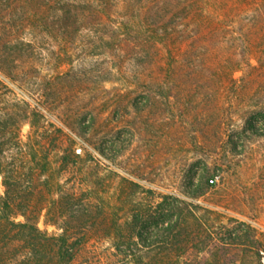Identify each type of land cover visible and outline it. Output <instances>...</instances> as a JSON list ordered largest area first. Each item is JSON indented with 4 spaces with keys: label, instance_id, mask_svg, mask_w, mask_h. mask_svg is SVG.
Segmentation results:
<instances>
[{
    "label": "rangeland",
    "instance_id": "1",
    "mask_svg": "<svg viewBox=\"0 0 264 264\" xmlns=\"http://www.w3.org/2000/svg\"><path fill=\"white\" fill-rule=\"evenodd\" d=\"M35 108L71 264H264V0H0V116Z\"/></svg>",
    "mask_w": 264,
    "mask_h": 264
},
{
    "label": "trees",
    "instance_id": "2",
    "mask_svg": "<svg viewBox=\"0 0 264 264\" xmlns=\"http://www.w3.org/2000/svg\"><path fill=\"white\" fill-rule=\"evenodd\" d=\"M41 114V110L37 108L26 113V120L32 126V131L28 133L27 140L23 139L19 119H16L14 124H8V119L0 116V175L3 177V185L6 189L5 195H0V264L8 262L10 250L15 240H22L30 246L32 254L37 257L42 256L41 253H47L42 252V248H46L50 252L45 257L43 256L37 264H71L75 258L71 250L74 231L68 225H61L56 219L57 216L68 212V208L64 206L63 202L64 195L60 196V193H55L46 188L51 186V177L48 175L51 170L50 154L43 147L41 129H38L34 123V120L37 122L36 120ZM20 164L29 168L33 176L37 174V171L46 176L38 191L28 189L22 193L19 182ZM215 182L216 179L212 178L209 184ZM180 202L184 203L181 200ZM187 209L177 207L176 211L180 219L183 216L189 217ZM43 212H45L48 222L59 225L62 233H50L39 227V215ZM20 216L24 218L23 221L18 220ZM176 225L178 226V224ZM182 234H184L182 230L175 229L172 231V236L176 238ZM140 236L142 239L143 235ZM120 237L122 238V235ZM121 244L127 246L129 251L123 250ZM141 245L150 247L144 239ZM133 246L136 248L134 252ZM116 248L121 254L127 255L132 264H155L151 261L150 255H146L142 250L135 238H129L128 241L117 244ZM163 259L166 261L172 258L165 257Z\"/></svg>",
    "mask_w": 264,
    "mask_h": 264
}]
</instances>
